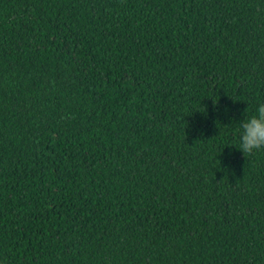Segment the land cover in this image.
<instances>
[{
    "label": "trees",
    "instance_id": "trees-1",
    "mask_svg": "<svg viewBox=\"0 0 264 264\" xmlns=\"http://www.w3.org/2000/svg\"><path fill=\"white\" fill-rule=\"evenodd\" d=\"M264 0H0V264H264Z\"/></svg>",
    "mask_w": 264,
    "mask_h": 264
},
{
    "label": "clouds",
    "instance_id": "clouds-1",
    "mask_svg": "<svg viewBox=\"0 0 264 264\" xmlns=\"http://www.w3.org/2000/svg\"><path fill=\"white\" fill-rule=\"evenodd\" d=\"M238 149L242 152L264 147V102L257 104L254 113L247 115L238 122Z\"/></svg>",
    "mask_w": 264,
    "mask_h": 264
}]
</instances>
